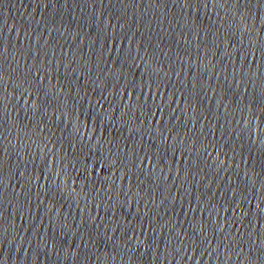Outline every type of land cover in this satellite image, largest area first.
<instances>
[{
  "label": "water",
  "instance_id": "1",
  "mask_svg": "<svg viewBox=\"0 0 264 264\" xmlns=\"http://www.w3.org/2000/svg\"><path fill=\"white\" fill-rule=\"evenodd\" d=\"M0 264H264V0H0Z\"/></svg>",
  "mask_w": 264,
  "mask_h": 264
}]
</instances>
